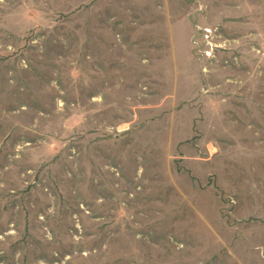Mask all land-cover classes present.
Wrapping results in <instances>:
<instances>
[{
  "label": "rangeland",
  "instance_id": "374dc122",
  "mask_svg": "<svg viewBox=\"0 0 264 264\" xmlns=\"http://www.w3.org/2000/svg\"><path fill=\"white\" fill-rule=\"evenodd\" d=\"M0 264H264V0H0Z\"/></svg>",
  "mask_w": 264,
  "mask_h": 264
}]
</instances>
